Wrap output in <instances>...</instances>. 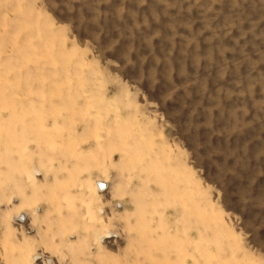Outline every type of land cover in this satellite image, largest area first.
<instances>
[{
    "label": "rangeland",
    "instance_id": "rangeland-1",
    "mask_svg": "<svg viewBox=\"0 0 264 264\" xmlns=\"http://www.w3.org/2000/svg\"><path fill=\"white\" fill-rule=\"evenodd\" d=\"M0 264H264V0H0Z\"/></svg>",
    "mask_w": 264,
    "mask_h": 264
},
{
    "label": "bare ground",
    "instance_id": "bare-ground-1",
    "mask_svg": "<svg viewBox=\"0 0 264 264\" xmlns=\"http://www.w3.org/2000/svg\"><path fill=\"white\" fill-rule=\"evenodd\" d=\"M99 182H100V181H99ZM102 182H103V181H102ZM101 184H102V183H101ZM98 186H100V185L98 184ZM20 215H22V213H21ZM20 215H19V216H20ZM23 217H24V216H23ZM23 217H22V218H23ZM33 258H34V257H33Z\"/></svg>",
    "mask_w": 264,
    "mask_h": 264
}]
</instances>
